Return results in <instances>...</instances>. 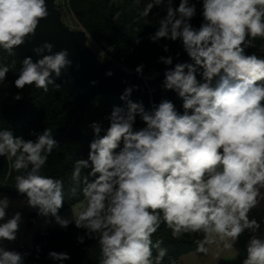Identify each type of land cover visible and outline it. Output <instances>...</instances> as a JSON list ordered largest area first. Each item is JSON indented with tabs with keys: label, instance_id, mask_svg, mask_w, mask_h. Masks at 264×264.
<instances>
[{
	"label": "clouds",
	"instance_id": "clouds-1",
	"mask_svg": "<svg viewBox=\"0 0 264 264\" xmlns=\"http://www.w3.org/2000/svg\"><path fill=\"white\" fill-rule=\"evenodd\" d=\"M197 5L198 27L192 24ZM154 8L164 15L148 40L178 41L188 57L180 61L177 53L157 60L165 66L160 87L175 94L180 108L167 96L146 108L142 100L131 99L139 86L124 89L122 105H113L103 117L107 127L103 121L89 125L93 138L87 158L78 159L72 171L82 185L77 212L61 215L64 182L42 173L60 145L51 128L31 132L35 139L0 130V157L12 161L18 173L15 190L45 227L74 225L82 230L75 236L80 245L98 239L99 264H163L167 249L162 240L152 239L162 224L173 239L203 233L195 243L204 255L217 238L232 248L248 232L241 264H264L261 221L250 216L264 203V57L247 52L256 38L264 40V0H151L139 17L150 16ZM47 15L45 0H0V47L11 54ZM141 39L134 37L135 44ZM160 47L170 51L168 43ZM52 48L45 42L34 51L51 53ZM68 56L64 49L36 62L25 57L15 88L47 92L71 65ZM144 68L135 67L138 77H144ZM8 72L0 67V82ZM22 98L19 92L14 96ZM11 207L12 200L0 195V264H26L31 252L5 244L17 240L25 222L21 211L9 214ZM47 259L65 264L72 256L49 250Z\"/></svg>",
	"mask_w": 264,
	"mask_h": 264
},
{
	"label": "trees",
	"instance_id": "trees-1",
	"mask_svg": "<svg viewBox=\"0 0 264 264\" xmlns=\"http://www.w3.org/2000/svg\"><path fill=\"white\" fill-rule=\"evenodd\" d=\"M65 2L79 28L85 30L97 43L111 49L110 61L132 73H135L137 65L144 64V77H150L155 73L161 75L165 66L157 63L158 57L171 55L175 58L176 54L180 53L178 57L180 61L187 58L178 41L161 40L156 44L148 40L149 34L159 27V18L164 15L158 8H154L150 16L139 17L140 11L151 0H140L138 5L136 0H65ZM176 2L178 3V0ZM199 8L200 5H197L198 13L192 20V24L197 27L201 23ZM117 13L119 16L114 19ZM136 36L142 38L139 45L134 42ZM164 43L170 46L167 53L160 47V44ZM253 43L255 47L249 48L248 54L254 52L264 57V40L256 38ZM3 66H7L9 72L6 79L0 82V130L11 128L14 135L35 139L30 135L31 132H41L46 127L52 129L60 145L49 156L42 173L63 180L65 196V203L61 209L63 214L83 200L80 191L82 185L72 179V171L78 159L87 158L89 142L93 138L89 125L93 121H103L106 128L108 122L103 120V117L110 112L113 105H122L123 102L114 96L95 94L87 107L79 110L74 99L61 84L58 89L55 87L58 83L50 84L47 92L34 86H26L23 90L16 89L14 80L22 70L23 60L14 50L9 54L0 47V67ZM18 92L23 97L19 101L14 99ZM180 104L181 101L178 103V109ZM11 164L12 161L6 157H0V195H6L11 200H23L24 197L15 190V176L18 173L12 169ZM74 188L75 193L72 191ZM39 219L36 213H30L27 216L28 227H33ZM78 232L82 234V230L76 229L74 225H70L66 230L62 228L38 230L33 236V248L26 264H53L47 259L49 250L68 251L72 259L65 264H99L98 239L88 240L80 245L75 240ZM203 238V233H199L185 234L180 239H173L171 230L164 224L152 237L153 242L162 240L161 247L167 249L168 255L163 264H169L170 261H174V264H183L181 260L183 255L202 254L197 252L195 241ZM37 245L41 248L39 253L36 252Z\"/></svg>",
	"mask_w": 264,
	"mask_h": 264
},
{
	"label": "water",
	"instance_id": "water-1",
	"mask_svg": "<svg viewBox=\"0 0 264 264\" xmlns=\"http://www.w3.org/2000/svg\"><path fill=\"white\" fill-rule=\"evenodd\" d=\"M56 1L45 0L48 15L39 20L35 33L27 36L25 42L20 46H15L13 50L22 60L25 57H31L33 62H36L44 55L55 54L67 49L68 59L72 63L62 70V75L54 82L66 88L68 95L74 99L79 110H84L95 94L114 96L119 99L121 93L129 85L139 86V90L132 93L131 99L142 100L146 108L150 107V101L158 103L165 96L178 106L180 100L175 94L164 92L160 87L163 74L155 79L142 78L135 73L125 71L124 67L117 66L111 61L100 60L88 47V35L85 30H71L63 23ZM45 42L53 45L51 53L47 50L36 53L34 49L41 47ZM109 70L113 73L112 76L105 75ZM92 81H96V84L93 85ZM243 236L246 235L243 234Z\"/></svg>",
	"mask_w": 264,
	"mask_h": 264
},
{
	"label": "rangeland",
	"instance_id": "rangeland-1",
	"mask_svg": "<svg viewBox=\"0 0 264 264\" xmlns=\"http://www.w3.org/2000/svg\"><path fill=\"white\" fill-rule=\"evenodd\" d=\"M56 4L61 11L63 23L71 30H80L81 28H79L74 17L68 11L65 0H57ZM98 46L103 47L104 49L106 48L104 44H100ZM79 205L80 204L75 205L61 215L65 217L70 216L71 213L77 212L79 210ZM16 210H19L23 213L25 222L17 240L11 243L5 242L6 246L9 248H15L22 252L24 249L31 250L33 248V236L38 230L60 228L55 224L45 227L41 219H39L33 227L29 228L27 225V216L30 213L35 212L25 207L23 200H12V207L9 214H11V211ZM250 216L255 217L258 221H261V234L264 235V203H262L258 208L253 209V211L250 213ZM248 239V235H242L234 247L225 248L224 242L219 241L217 238L215 243L208 244L207 255L189 253L183 255L181 260L183 264H241L242 260L246 256V243ZM228 257H231V259Z\"/></svg>",
	"mask_w": 264,
	"mask_h": 264
},
{
	"label": "built area",
	"instance_id": "built-area-1",
	"mask_svg": "<svg viewBox=\"0 0 264 264\" xmlns=\"http://www.w3.org/2000/svg\"><path fill=\"white\" fill-rule=\"evenodd\" d=\"M57 2V1H56ZM88 35V34H87ZM87 45L89 48H91L94 53L97 55V57L102 60V61H110L111 60V56H110V52L111 50H109L110 48L106 47L105 49L103 47H100L98 45H100L99 43H97L95 40H93L92 38H90V36L88 35V39H87ZM104 53V57H101V53ZM129 71V70H128ZM151 77V76H150ZM246 235H250L248 232H245ZM24 251H29L31 252V250L28 249H24ZM30 256H28L27 258H29Z\"/></svg>",
	"mask_w": 264,
	"mask_h": 264
},
{
	"label": "crops",
	"instance_id": "crops-1",
	"mask_svg": "<svg viewBox=\"0 0 264 264\" xmlns=\"http://www.w3.org/2000/svg\"><path fill=\"white\" fill-rule=\"evenodd\" d=\"M245 234V233H244ZM246 235V234H245ZM230 261V260H229Z\"/></svg>",
	"mask_w": 264,
	"mask_h": 264
}]
</instances>
